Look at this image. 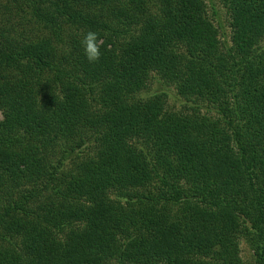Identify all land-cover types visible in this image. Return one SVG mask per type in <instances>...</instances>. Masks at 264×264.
Returning <instances> with one entry per match:
<instances>
[{"label":"trees","instance_id":"1","mask_svg":"<svg viewBox=\"0 0 264 264\" xmlns=\"http://www.w3.org/2000/svg\"><path fill=\"white\" fill-rule=\"evenodd\" d=\"M219 1L0 0V264H264V0Z\"/></svg>","mask_w":264,"mask_h":264},{"label":"rangeland","instance_id":"2","mask_svg":"<svg viewBox=\"0 0 264 264\" xmlns=\"http://www.w3.org/2000/svg\"><path fill=\"white\" fill-rule=\"evenodd\" d=\"M213 8L216 10L217 14H213ZM209 14L212 16V19L214 23L221 27L225 34L227 35V38H230V26H229V15L225 9V7L221 4L219 0H214L213 3L209 4ZM214 15V16H213ZM220 28V30H221ZM160 87V83L158 81H153V83L149 86V90H157ZM168 90L169 94V106L173 109H184L182 108L185 103L183 100L179 97L177 94V91L174 88H165ZM3 119V114L0 111V121ZM93 147H88L86 150H84L85 154H92ZM241 255L247 263H251L253 261V252L249 248V246L246 244V242H243L241 245Z\"/></svg>","mask_w":264,"mask_h":264},{"label":"clouds","instance_id":"3","mask_svg":"<svg viewBox=\"0 0 264 264\" xmlns=\"http://www.w3.org/2000/svg\"><path fill=\"white\" fill-rule=\"evenodd\" d=\"M84 47L85 56L90 63H96L101 57V45L102 41L99 38L97 32L89 30L82 41Z\"/></svg>","mask_w":264,"mask_h":264}]
</instances>
